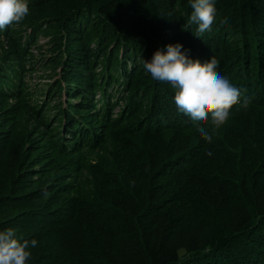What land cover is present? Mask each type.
Here are the masks:
<instances>
[{
  "label": "trees",
  "instance_id": "1",
  "mask_svg": "<svg viewBox=\"0 0 264 264\" xmlns=\"http://www.w3.org/2000/svg\"><path fill=\"white\" fill-rule=\"evenodd\" d=\"M214 2L201 38L188 0H28L0 32V231L28 264H264V0ZM177 43L252 98L211 143L143 69Z\"/></svg>",
  "mask_w": 264,
  "mask_h": 264
},
{
  "label": "clouds",
  "instance_id": "2",
  "mask_svg": "<svg viewBox=\"0 0 264 264\" xmlns=\"http://www.w3.org/2000/svg\"><path fill=\"white\" fill-rule=\"evenodd\" d=\"M188 3L191 9L188 24L196 25L194 35L201 38L215 23V2L188 0ZM28 15V0H0V32L20 24ZM165 47L166 51L158 49L151 59H143V69L152 80L171 86L177 111L193 122L200 136L211 143L213 136L202 123L208 121L213 129H219L229 120L234 106L247 109L252 98L243 96L241 89L217 70L218 62L214 58L202 63L181 51L179 43ZM36 246L35 239H21L13 228L0 231V264H28L29 248Z\"/></svg>",
  "mask_w": 264,
  "mask_h": 264
},
{
  "label": "rangeland",
  "instance_id": "3",
  "mask_svg": "<svg viewBox=\"0 0 264 264\" xmlns=\"http://www.w3.org/2000/svg\"><path fill=\"white\" fill-rule=\"evenodd\" d=\"M49 39L50 37L44 35L43 33L38 35L36 46H33L31 50L36 56V58L40 59L41 56L48 55ZM51 70L52 69L50 67L47 68L42 67L30 73V75L26 74L24 76L26 83L31 87L39 86L41 88H44L45 84L48 83L51 79L47 77V73H52L57 71V69H54L53 71ZM84 175L86 179L89 178V174L87 172H84Z\"/></svg>",
  "mask_w": 264,
  "mask_h": 264
}]
</instances>
